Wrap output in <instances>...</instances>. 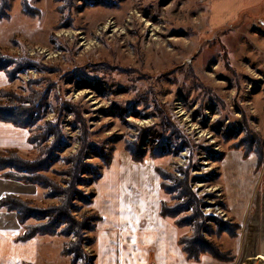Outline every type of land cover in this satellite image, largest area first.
Returning <instances> with one entry per match:
<instances>
[{"label": "rangeland", "instance_id": "rangeland-1", "mask_svg": "<svg viewBox=\"0 0 264 264\" xmlns=\"http://www.w3.org/2000/svg\"><path fill=\"white\" fill-rule=\"evenodd\" d=\"M231 3L2 0L0 49L17 63L11 73L30 66L6 89L45 98L34 130L57 126L56 138L18 151L39 161L27 179L52 184L24 182L34 190L16 194L25 207L69 206L94 229L96 184L119 154L133 160L131 150L168 178L161 202L188 207L170 220L185 222L181 240L205 246L194 259L184 252L190 262L264 264V3ZM55 140L65 145L57 152ZM89 232L66 224L50 235L65 239V264L84 263Z\"/></svg>", "mask_w": 264, "mask_h": 264}, {"label": "crops", "instance_id": "crops-1", "mask_svg": "<svg viewBox=\"0 0 264 264\" xmlns=\"http://www.w3.org/2000/svg\"><path fill=\"white\" fill-rule=\"evenodd\" d=\"M225 1L232 2L229 4L232 7L264 3V0ZM9 86L7 74L0 72V90ZM29 137L28 130L0 122V150L29 153L33 150ZM131 161L119 154L96 184L92 207L100 220L89 232L92 239L85 244L93 251L89 261L91 264H193L184 253L179 227L160 213L162 182L156 168L145 161ZM33 191L30 185L0 175V198L9 193L29 198L27 195ZM0 232L4 233L0 235V264H65L66 259L60 256L65 239L39 235L19 240L22 227L15 212L0 209Z\"/></svg>", "mask_w": 264, "mask_h": 264}, {"label": "trees", "instance_id": "trees-1", "mask_svg": "<svg viewBox=\"0 0 264 264\" xmlns=\"http://www.w3.org/2000/svg\"><path fill=\"white\" fill-rule=\"evenodd\" d=\"M5 8L2 5V0H0V22L3 20L8 19V15L5 12ZM29 11V13H26V15L33 14ZM15 60H10L8 57H5L0 49V72H5L9 78V81H14L18 78V74L24 70L29 68L30 66L25 64L24 62H21L19 64L18 69L11 73L10 68L13 65H16ZM21 65V66H20ZM28 98L22 97L18 94H16L13 91L7 90V89H1L0 90V122L9 123L14 125L17 128H22L30 131L31 136L29 138V142L33 145H38L42 141L45 142L49 139V137L56 138L57 131L54 127L57 128L53 123L47 122L44 127H40L36 130L33 128L36 126V124L42 119L41 115L43 112V109L45 107V98L41 96L40 93H32ZM5 100H7L5 102ZM29 104V105H26ZM57 140V139H56ZM56 140L54 143H56ZM53 143V144H54ZM58 150H54V152L59 151L62 147L65 145H60V143L57 141L55 144ZM130 153L133 156V160L136 162H142V156L135 155L130 150ZM48 155V153H47ZM18 151L15 149L6 150V152L0 151V173L6 172L8 173L1 175L3 178L17 181V182H25L26 184H36L39 186H42L43 188H52V184L48 181H38V180H30L27 179L26 176H32L39 172L40 167L38 166L39 161H25L21 158H18ZM49 162V160H47ZM158 174L160 175V178L164 180H168L167 177L164 178L163 174L158 171ZM162 181L161 188L163 191L167 193H171L173 190H169L166 187V183ZM82 192L76 191V196H79L82 198ZM93 196V197H92ZM188 197V195H185ZM91 198H94V194L91 195ZM76 199V198H75ZM81 200V199H80ZM195 202V199L193 203ZM25 205L30 204L23 200L21 197L17 196L16 194H6L0 198V209H7L10 212H15L17 214V218L19 221V224L21 227L25 228V233L20 236L19 240H28L32 239L36 236H44V235H56V228H58L59 225L66 224H72L74 227V230L79 227L80 231H90L93 229H89L88 225H85L83 222H77L72 217L70 213L71 207H58L52 209V211H37L35 209H27L28 207H25ZM188 208V207H187ZM178 206H167V204H164L161 202V215L165 218L169 219H176L181 215L182 213L186 212L188 209ZM96 222L100 220L99 216H96ZM30 219H34L39 224L35 225H27V221ZM47 222V223H46ZM46 223V224H42ZM182 221H178L176 225L179 227L183 226ZM70 232V234H72ZM85 241H87V238L82 240L79 243V256H77L78 260L83 258V264H87L88 257L85 255V253L82 250V245L85 244ZM181 244L184 245L183 250L186 253L188 259H194L198 257V253L200 249L197 247H205L204 245L197 244V242H191L189 239L180 240ZM202 250V249H201ZM77 251L72 250V253Z\"/></svg>", "mask_w": 264, "mask_h": 264}, {"label": "snow or ice", "instance_id": "snow-or-ice-1", "mask_svg": "<svg viewBox=\"0 0 264 264\" xmlns=\"http://www.w3.org/2000/svg\"><path fill=\"white\" fill-rule=\"evenodd\" d=\"M130 211V210H129ZM133 231H135V229L133 228ZM4 233H2V232H0V235H3ZM13 235H15V233H13ZM132 240H133V243H135V237L133 236V238H132Z\"/></svg>", "mask_w": 264, "mask_h": 264}, {"label": "built area", "instance_id": "built-area-1", "mask_svg": "<svg viewBox=\"0 0 264 264\" xmlns=\"http://www.w3.org/2000/svg\"><path fill=\"white\" fill-rule=\"evenodd\" d=\"M87 251L90 252L91 250H89V249L87 248ZM92 256H93V253H92Z\"/></svg>", "mask_w": 264, "mask_h": 264}]
</instances>
